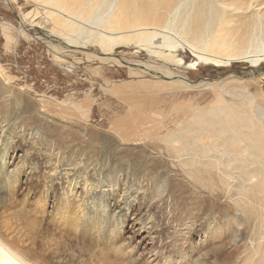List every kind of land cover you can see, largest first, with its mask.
<instances>
[{"label":"rangeland","instance_id":"1","mask_svg":"<svg viewBox=\"0 0 264 264\" xmlns=\"http://www.w3.org/2000/svg\"><path fill=\"white\" fill-rule=\"evenodd\" d=\"M27 13L28 20L51 25L31 0H0V65L7 76L6 81L0 75L3 235H12L18 246H35L49 264H246L250 235L239 225L238 236V226L230 221L240 212L235 195L215 189L208 180L191 179L181 166L170 167L168 151L152 136L174 128L187 115L185 108L175 110L176 102L203 105L213 99V82L262 74L264 60L254 66L245 58L225 66L198 62L188 68L129 42L111 44L123 63L103 62L31 27L23 18ZM2 22L11 24L14 39L9 42ZM86 47L84 53L100 51L93 39ZM175 52L185 63H194L186 48ZM144 67L178 73L190 89L137 95L141 123L134 135H123L131 121L121 126L113 121L128 112L124 98L129 93L111 90L121 82L158 86L165 79ZM248 90L256 91L255 84ZM123 190L133 191L131 197L122 199ZM247 214L251 225L253 216ZM29 222L41 225L35 245L25 239ZM68 243L87 247L80 261L58 259Z\"/></svg>","mask_w":264,"mask_h":264},{"label":"bare ground","instance_id":"2","mask_svg":"<svg viewBox=\"0 0 264 264\" xmlns=\"http://www.w3.org/2000/svg\"><path fill=\"white\" fill-rule=\"evenodd\" d=\"M31 1L51 25L44 27L33 18L28 20L30 13L23 17L26 23L31 27L39 26L46 35L60 39L65 47L79 51L87 58L114 64L123 63L121 59L114 57L111 44L131 42L129 44L144 47V50L158 58L185 64L188 68L196 67L198 62L225 66L231 61L245 58L254 66L264 60V0ZM1 29L7 42L14 39L11 36V24L2 22ZM91 39L100 46L98 54L84 53L86 44L91 43ZM178 47L189 50L194 63H185L178 58L175 52ZM155 69L157 70L144 67V71L157 73L165 78L158 86L144 81L121 82L111 90L116 95H124L127 90L129 93L124 98L129 102L128 112L124 117H114L113 121L115 126L131 121V124L125 125L123 135H134L142 120L138 114L141 110L138 105L142 102H138L137 95L145 92L152 93L153 97V93L157 91L177 92L190 89V84L180 74ZM0 75L7 81L1 65ZM250 84H255L256 91L248 90ZM211 87L213 99L203 105L176 102L175 110L185 108L189 112L174 128H167L162 134L153 135L152 142L161 143L165 152H171L169 155L166 152L168 157L165 156L170 167L181 166L191 179L204 182L208 180L215 189L230 191L235 195L234 205L240 212H235V217L230 219L231 224L238 226V236L241 232L239 225L250 235L249 241H246L250 252L247 250L246 259H242H245L246 264H264V73L244 80L227 76L213 82ZM2 166L0 162V171ZM4 179L0 174V189ZM157 188L159 190V186ZM132 192L124 191L122 199L131 197ZM93 210L95 209L89 208L91 213ZM245 212L253 216L251 225L243 215ZM86 214L90 219L91 215ZM36 224L37 222L28 223L29 235L25 239L30 245L39 236L41 225L37 228ZM31 246H24L23 243L18 246L12 235L4 236L0 228V264H49V257ZM64 246L62 253L57 254L61 261H80L83 254L81 251L87 248L77 246V243Z\"/></svg>","mask_w":264,"mask_h":264}]
</instances>
